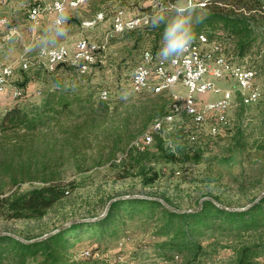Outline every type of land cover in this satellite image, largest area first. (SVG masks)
<instances>
[{
    "label": "rangeland",
    "instance_id": "374dc122",
    "mask_svg": "<svg viewBox=\"0 0 264 264\" xmlns=\"http://www.w3.org/2000/svg\"><path fill=\"white\" fill-rule=\"evenodd\" d=\"M34 1L0 0V18L7 17L10 21L0 27V66L15 67V75L0 103V114L14 104L38 105L47 91L56 85L72 88V93L77 91L90 100L74 104L72 111L60 115L58 121L51 120L33 132L20 131L17 139L13 134L0 138V152L9 148L8 155L13 148L23 146V152L16 153L14 164L20 166L25 162L26 170L24 176L18 175L20 180L15 187L29 189L40 185L43 177L52 176L54 180L72 183L67 188L69 193L45 217L39 220L0 219V232L36 238L72 220L100 216L108 202L120 196L167 197L179 210H195L205 198L218 197L219 201L215 202L241 209L264 192L263 30L251 52L236 60L250 64L258 71L260 99L250 104L240 102L235 82L220 81L222 87L233 88L237 97V105L228 113L227 123L220 125V133L212 135L208 131L209 124L216 123L214 118L197 127L190 116H176L156 136L155 143L161 138L170 149L183 145L188 150H195L194 153L201 152V158L198 162L145 161L146 169L158 171L160 177L153 185L144 186L142 176L136 174L138 167L126 162L124 170L122 165L112 164V159L122 156L153 119L170 109L168 92L135 93L130 81L142 51L149 48L158 54L161 48L164 25L151 27V16L161 9L173 14L172 5L178 0H87L79 9L68 11L67 34L55 39L52 37L55 24L50 16L43 15L37 23L28 19V9ZM203 1L206 0H192L201 16H204ZM119 10H125L128 17L145 16L148 22L137 29L117 33L113 30V18ZM45 25L51 33L40 30ZM195 32L209 36L210 31L206 27ZM80 38L102 46L99 53L102 61L84 74L70 66H63L55 73L45 69L43 53L46 49L61 42L71 46ZM217 38L212 40L221 41L226 50L233 51L232 41L226 37ZM23 60L33 64L22 70L20 63ZM25 81L26 84H22ZM14 86L22 87L21 98L12 97ZM101 88L110 90L109 101L98 97ZM192 133L197 135L195 142L189 140ZM115 140L119 144L110 156ZM155 143L150 149L155 148ZM127 172L133 175L119 176V173ZM1 179L9 182V177ZM123 217L115 236L99 238L96 229L89 227L72 232L69 255L80 264H190L192 261L237 264L239 249L246 244H259L260 257L252 259L251 264H264L263 230L238 234L237 230L205 229L204 234L196 237L197 246L192 253L172 252L156 246L160 239L156 232L161 226L157 216L124 212ZM93 246L102 254L95 259L84 258L89 255H81V251ZM120 253L124 255L123 259H118ZM174 255H179V259H174Z\"/></svg>",
    "mask_w": 264,
    "mask_h": 264
},
{
    "label": "trees",
    "instance_id": "16d2710c",
    "mask_svg": "<svg viewBox=\"0 0 264 264\" xmlns=\"http://www.w3.org/2000/svg\"><path fill=\"white\" fill-rule=\"evenodd\" d=\"M203 3V20L195 26V31L198 32L208 27L211 39L226 37L232 41L233 51L229 52L225 49L231 59L237 60L248 55L257 42L261 30L264 31L262 26L264 25V2L262 0H206ZM60 68L62 67L59 66L53 73ZM22 84H26V81ZM72 92H74L72 88L56 85L55 88L47 91L38 105H11L0 114V138L13 134L17 139L20 131L33 132L41 126L48 125L51 120L58 121L60 115L72 111L74 104L90 100L87 96L83 98L77 91ZM118 144L119 141L115 140L110 156L114 155ZM155 144L154 149L148 147L145 150H138L129 147L122 156L114 157L112 164L122 165L124 170H126L127 163L132 167H138L139 171L136 174L142 176L143 185L151 186L160 175L154 169L147 170L143 165L145 161L152 163L198 162L201 158V152L194 153L195 150H188L183 145H178L176 150L170 149L164 145L161 138L158 142L156 140ZM22 147L21 145L13 148L11 155L6 154L9 148L2 150L3 153L0 152V179L9 177L8 183L3 179L0 180L1 220L42 219L51 208L64 199L69 193L67 188L72 186L71 182L63 183L54 180L52 176L43 177L40 185L29 189L15 187L20 180L18 175L24 176L26 170L25 162L20 166L14 164L16 153L23 152ZM117 159L120 160L117 161ZM131 175L133 173H119L120 177ZM7 185L9 187L6 188ZM210 198L219 201L218 197ZM162 199L173 206L169 198L162 197ZM124 212L130 215L139 212L151 217L157 216L161 226L156 232V236H160L156 246L163 251L192 253L194 247L197 246L196 237L204 234L205 229L237 230L240 232L238 234L261 230L264 232V197L254 204L252 202L244 210L226 209L217 205L212 199L206 198L200 204V208L183 212L174 211L156 199H119L111 204L103 218L94 222L73 223L68 228L42 240L24 242L13 235L0 234V264H80V261H74L69 255L72 247V243H69V235L76 230L81 231L89 227V229H96L99 238L115 236L124 219ZM156 236L154 235L155 238ZM259 249V244L257 246L244 245L239 249L237 264H251L252 259L260 257ZM195 262L192 261L190 264H198V261Z\"/></svg>",
    "mask_w": 264,
    "mask_h": 264
},
{
    "label": "built area",
    "instance_id": "2783aa9c",
    "mask_svg": "<svg viewBox=\"0 0 264 264\" xmlns=\"http://www.w3.org/2000/svg\"><path fill=\"white\" fill-rule=\"evenodd\" d=\"M86 2L87 0H36L28 9V19L37 23L43 15H48L54 22L61 11L67 14L70 9H79ZM147 22L145 16L128 17L125 10H119L113 18V30L117 33L134 30ZM9 23L10 21H1L0 27ZM100 51L102 46L98 43L80 38L71 46L59 45L46 49L43 64L50 72L56 71L59 66H70L84 74L102 61ZM32 64L30 60H23L20 67L27 70ZM14 75L15 67L0 66V103L3 102L6 87ZM257 75L258 71L253 66L231 59L223 43L212 40L206 33H197L185 53L168 61L162 60L153 50L144 49L131 74V90L135 93L152 94L168 92L171 103L169 111L161 119H153L143 134L131 142L130 147L138 150L150 147L156 135L161 134L166 125L181 114L190 116L197 127L214 118L216 123L209 124L208 131L212 135L219 134L220 125L227 123L228 113L237 105L236 91L231 87H222L220 81L235 82L240 102L250 104L257 102L262 94ZM22 95L23 89L14 86L12 97L20 98ZM98 97L109 101L110 90L101 88ZM196 139L195 133L189 137L190 142H195ZM101 254L102 251H96L94 246L81 251V255H89L92 259ZM123 256L120 253L118 259H123ZM179 257L174 255V259Z\"/></svg>",
    "mask_w": 264,
    "mask_h": 264
},
{
    "label": "clouds",
    "instance_id": "9594fccd",
    "mask_svg": "<svg viewBox=\"0 0 264 264\" xmlns=\"http://www.w3.org/2000/svg\"><path fill=\"white\" fill-rule=\"evenodd\" d=\"M172 8L173 14L169 15L165 9H161L155 12L150 20L153 28L164 25L161 48L158 52L164 61L175 59L190 48L196 36L195 26L203 20L192 0H178ZM68 19L69 16L63 11L56 17L53 39L66 36L65 25Z\"/></svg>",
    "mask_w": 264,
    "mask_h": 264
},
{
    "label": "water",
    "instance_id": "95a60500",
    "mask_svg": "<svg viewBox=\"0 0 264 264\" xmlns=\"http://www.w3.org/2000/svg\"><path fill=\"white\" fill-rule=\"evenodd\" d=\"M263 197H264V192H263L261 195H259V197H257V198L253 201V204L256 203V202H258V201H259L261 198H263ZM128 198H149V199H156V200L161 201L164 205H166L167 207H169L170 209H172V210H174V211H181V212H183V211H191V210H179V209L173 207L172 205L168 204L164 199H162V198H158V197H151V196H138V195H132V196H120V197H116V198L111 199V200L108 202V205H107V207H106L104 213L101 214L100 216H97V217H94V218H90V219H75V220H72V221H70L69 223L60 226V227H59L58 229H56L55 231L50 232V233H47V234H45V235H42L41 237H38V238H35V239H32V240H26L25 238H23V237H21V236H18V235L12 234V233H7V232H0V234H10V235H13V236H15L16 238H18V239H20V240H22V241H24V242H32V241L42 240V239L46 238L47 236H49V235H51V234L57 233L58 231H61V230H63V229L68 228V227L71 226L73 223H76V222H94V221H97V220L103 218V217L107 214V212H108V210H109L111 204H112L114 201L119 200V199H128ZM207 198L212 199V200L215 202V200H214L213 198H210V197H207ZM205 199H206V198H205ZM215 203H216L217 205L223 207V208L230 209V210H244V209H247V208L251 205V204H249L247 207H244V208H241V209H237V208H228V207H225L224 205L219 204V203H217V202H215ZM195 210H196V209H195Z\"/></svg>",
    "mask_w": 264,
    "mask_h": 264
},
{
    "label": "crops",
    "instance_id": "0c3cea01",
    "mask_svg": "<svg viewBox=\"0 0 264 264\" xmlns=\"http://www.w3.org/2000/svg\"><path fill=\"white\" fill-rule=\"evenodd\" d=\"M36 1V0H35ZM34 1V2H35ZM10 2V1H9ZM8 2V3H9ZM42 18V17H41ZM52 18V17H51ZM52 20H53V18H52ZM47 25H45V27H43V26H41L40 28V30L43 32V33H45V34H49V33H51V31H50V29L49 28H47L46 27ZM47 28V29H46ZM69 28H67V30H68ZM59 45H66V44H64L63 42H61V43H59ZM59 45H57V46H59ZM50 48V47H49Z\"/></svg>",
    "mask_w": 264,
    "mask_h": 264
},
{
    "label": "bare ground",
    "instance_id": "6f19581e",
    "mask_svg": "<svg viewBox=\"0 0 264 264\" xmlns=\"http://www.w3.org/2000/svg\"><path fill=\"white\" fill-rule=\"evenodd\" d=\"M1 21H8L7 17H1L0 18V22ZM155 119H161V117L155 118Z\"/></svg>",
    "mask_w": 264,
    "mask_h": 264
}]
</instances>
